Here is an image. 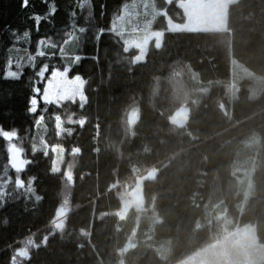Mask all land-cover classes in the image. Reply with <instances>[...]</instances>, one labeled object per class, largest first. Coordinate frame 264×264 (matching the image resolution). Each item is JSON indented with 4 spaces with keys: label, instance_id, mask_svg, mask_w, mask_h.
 Segmentation results:
<instances>
[{
    "label": "trees",
    "instance_id": "trees-1",
    "mask_svg": "<svg viewBox=\"0 0 264 264\" xmlns=\"http://www.w3.org/2000/svg\"><path fill=\"white\" fill-rule=\"evenodd\" d=\"M130 1L0 0V128L16 132L0 136V264H14L27 242L17 264H176L221 234L220 215L254 225L264 243V0L230 3L223 30H167L161 14L153 24L164 29L161 44L140 61L112 28ZM155 6L182 19L174 1ZM34 15L47 16L38 29ZM48 39L56 47L39 44ZM232 60L251 74L233 80ZM55 67L84 79L83 103H44ZM9 70L19 78H6ZM135 106L138 119L127 126ZM10 141L25 167L9 165ZM55 144L63 149L59 170ZM128 180L142 186L147 210L121 217L112 185Z\"/></svg>",
    "mask_w": 264,
    "mask_h": 264
},
{
    "label": "rangeland",
    "instance_id": "rangeland-1",
    "mask_svg": "<svg viewBox=\"0 0 264 264\" xmlns=\"http://www.w3.org/2000/svg\"><path fill=\"white\" fill-rule=\"evenodd\" d=\"M167 3L174 1L181 10L182 19H173L164 9H157L155 0H132L124 4L120 13L115 17L112 28L120 33H124L126 40L139 39L143 47L137 51L134 60H144L145 55L150 47H158L161 44L164 29H155L153 24L156 18L163 14L165 18V29L167 30H223L227 25V10L230 3L236 0H166ZM135 5V7H133ZM125 6H127L128 15H125ZM124 16L121 21L119 17ZM129 48V49H130ZM53 70L63 71V68H53ZM231 70L233 73V80L240 76H247L251 71L237 62L231 61ZM45 80L44 88L47 86L48 79L51 73ZM68 76L72 80L75 76ZM85 84V83H84ZM84 84L75 94L69 95L67 98L60 100L59 104L64 101H78L83 103L85 101ZM233 85L232 92H235L236 85ZM43 95V92H42ZM41 95V97H42ZM176 110L183 111L185 118L188 109L177 108ZM138 119V109L133 107L127 112L126 124L127 126H134ZM172 120L177 118L170 116ZM62 121L57 118L56 128L57 134L60 133ZM15 137V136H14ZM12 137V138H14ZM53 158V167L59 170L64 162L63 149L61 146H50ZM8 163L12 168H23L28 160L23 157L22 150L13 141H10L7 146ZM67 178H71L70 170L66 173ZM131 179H134L131 178ZM22 185L20 180H17V186ZM119 193L121 206L118 214L123 217L129 208H135L139 213L147 210L145 207V200L143 196L142 186L138 184H130L128 182H115L112 185ZM66 206H63L57 212L56 221H60L66 214ZM222 220L221 234L215 238L211 243L203 248L192 253L188 257L179 261L176 264H259L264 261V243L258 241L255 227L251 224L242 226H233L231 221L220 215ZM29 243L23 244L15 252L13 258L14 264H17L22 258L28 255Z\"/></svg>",
    "mask_w": 264,
    "mask_h": 264
},
{
    "label": "snow or ice",
    "instance_id": "snow-or-ice-1",
    "mask_svg": "<svg viewBox=\"0 0 264 264\" xmlns=\"http://www.w3.org/2000/svg\"><path fill=\"white\" fill-rule=\"evenodd\" d=\"M29 4V0H23V6L27 7ZM81 7H83V4H81ZM135 7V5H133ZM56 11L55 5H50L49 6V15L54 13ZM125 15H128V10L127 6H125ZM37 24V29L39 27V24L41 20H46L47 16H40V15H34L32 17ZM121 21L124 20V16L119 17ZM115 30V27L114 29ZM80 34L85 33L84 28H80L79 30ZM102 31V30H101ZM119 34V33H118ZM29 34L27 32L24 33V36L27 37ZM72 40L74 41H79L80 37L76 36L75 33H68L67 34ZM99 37H97L98 39ZM68 41L65 40V43ZM40 45L48 44L51 47H56L55 43H53L50 39L48 40H41L39 41ZM130 47H135L137 50H140L143 47L142 42L137 39V40H126L125 41V48L124 51L127 52ZM61 53H64V48L60 49ZM45 53L43 51H38V55L43 56ZM81 57L80 56H75L73 59V62H78L80 61ZM11 67V64L9 65ZM19 67V66H17ZM48 71V65H44L38 72L37 76L39 78H44L45 73ZM70 71L69 67H64L63 71L60 70H53L51 73V77L48 79L47 86L43 90V95L41 99L44 101L46 104L50 103H57L62 99L67 98L69 95L75 94L80 88H82L83 84L85 83L84 79L80 76L77 75L75 76L72 80L68 79V72ZM6 78H19V72L18 71H11L9 70L6 73ZM34 93L39 94L40 93V88L36 87L33 89ZM38 107V100L36 95H33L32 97L29 98V111L35 113L37 111ZM16 135L15 131H4L2 128H0V136H3L5 139H11Z\"/></svg>",
    "mask_w": 264,
    "mask_h": 264
},
{
    "label": "water",
    "instance_id": "water-1",
    "mask_svg": "<svg viewBox=\"0 0 264 264\" xmlns=\"http://www.w3.org/2000/svg\"><path fill=\"white\" fill-rule=\"evenodd\" d=\"M154 173H155V171L151 172V174H147L146 177H153L154 176Z\"/></svg>",
    "mask_w": 264,
    "mask_h": 264
}]
</instances>
